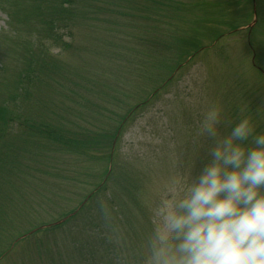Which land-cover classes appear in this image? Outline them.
I'll return each mask as SVG.
<instances>
[{
    "label": "rangeland",
    "instance_id": "rangeland-1",
    "mask_svg": "<svg viewBox=\"0 0 264 264\" xmlns=\"http://www.w3.org/2000/svg\"><path fill=\"white\" fill-rule=\"evenodd\" d=\"M8 1L11 4L17 2L18 6V2L27 4V0H0V108L4 102L8 104L23 99L21 93L15 98L11 94L12 86L15 82L18 83L20 69L18 62L15 58L13 59L14 47L9 45L8 32L11 29L9 23H14L12 19L15 18L13 16L11 20L9 18L8 4H6ZM207 1L212 3V6L215 5L214 7L220 3V0ZM248 2L249 0H237L240 5H235L233 9L227 8L224 13L221 12L222 8L213 10L215 14L212 19L214 21H210V24L202 31L205 32L211 28L222 33L223 37L217 41V44H214L215 46L210 47L213 37L208 33H206L207 37L201 33L197 34L195 37L199 45L207 47L198 51L195 58L180 68L171 83L163 84V89L156 93L155 98L149 97L145 104L135 109V113L131 115L123 128L118 142L113 143L114 140L110 142L107 137L103 138L101 141L108 143L109 146L104 144L105 150H102L99 144L100 139H97L98 143L91 141L87 146L88 153L85 156L87 161L79 164V167L74 161L70 165V160L49 162V166H54L51 177L55 180L53 181L55 196L51 197L53 199L50 198L51 205L46 206L44 203L47 199V192L44 190L36 188L37 192L33 193L35 184L43 177L40 175V169L36 168L33 170L34 173L27 172L28 176L25 175L26 179H24L20 171H23L24 162L19 161L21 168L15 174L17 179L11 178L10 183L13 184L8 185L5 190L10 200L7 201V207L0 209V231H4L5 226L11 227L8 241L2 244V239H0V264H38L40 259L38 256L55 253L62 256L61 250L53 249L50 247L52 245H58L62 251L65 250L74 255L73 257L65 255L66 260L64 261H67V264H78L79 258L80 260L87 258L82 250L83 237L79 234L81 227H85L88 236L90 233H97L93 235L95 241L100 242L102 239L105 245H115L118 242V235L110 233L104 226L97 208L99 200L109 203L123 231L124 228L132 230L131 234L124 231L126 239L120 240L114 249L117 257L127 254V259H131L135 256L133 253L138 248L140 249V237L146 236L151 228L150 207L155 199L154 187L179 169H189L193 172L199 169L200 157L207 141L196 139L194 134L198 121L210 102H218L222 96H227L229 100H232L235 110H238L241 105L237 108L236 106L240 99L247 98L251 102L247 103L248 106L255 104V112L254 109L250 110L247 105H244L242 115L251 117L256 114L257 122L254 124L256 131L264 132V0L259 5L257 4L260 8V18L253 19L252 16L245 23L251 13V5L249 6L250 2ZM175 9L176 16L179 17L180 11ZM185 9L186 12L183 11L179 18L182 25L180 27L183 28L182 31L187 32L191 28L193 32L199 28V19L204 18L205 11L208 9L207 7ZM13 11L10 10V12ZM161 11L165 12L164 9ZM188 11H191V14ZM74 12L78 17H82V20L75 22L73 28L68 31L69 37L66 42L72 45V49L61 59L63 68L56 67L54 73L57 75V70L67 73L65 87L62 81L59 82L62 89L66 88L75 93L74 98L78 95L73 88L74 82L85 77L86 83L89 84L85 83L84 89L79 91L80 101L75 105L78 113L75 111L77 114L68 113L65 109L60 116L64 120V115L67 122L64 120L61 124L62 126L72 125L75 130L87 131L86 127L91 128L93 134L96 132L109 133L114 122L108 119L113 118L115 113L107 111L125 110L139 104L149 96L148 93L145 95L147 89L157 86L158 82L167 75L164 69L166 71L169 66L166 64L167 60L162 49L164 47L162 39L158 42V33L152 31L151 24L144 25V22L139 20L133 26L124 28L125 46L118 49L116 39L108 36L102 28V18L91 15L90 10L80 4L74 6ZM191 17L193 18L190 20ZM172 21L171 18L170 22ZM233 22L239 24L237 27L242 30L232 32L231 29L234 26L230 24ZM128 25L131 24L128 23ZM135 27H138L136 32ZM133 34L137 41L141 38L145 40L147 36V43L145 45L136 44L131 38ZM40 42L46 50L50 51V57L60 54V51L52 49L49 43ZM74 45L79 46L78 51H75ZM216 46L218 50L214 49ZM121 48L125 49L121 50ZM101 59L104 61L101 62ZM152 61L155 62L150 64ZM97 73H99L98 77H95ZM108 80L110 83L107 82ZM101 82L104 84L103 87ZM27 89L29 94L30 91L32 92L30 94L32 99L8 105L15 117L21 116L22 122L29 116H35L34 111L30 112L33 99L35 103L40 101L45 105L51 98L49 103H52V106L70 102L62 97L61 90L49 95L45 93V87L39 83L33 89L29 86ZM85 90L88 91L91 100L84 95ZM16 91L20 92V86ZM102 93L106 99L99 96ZM214 94L215 99L210 100V96ZM84 98L91 106L86 107L82 104L81 100ZM140 98L141 100L137 103ZM49 108V106H44L48 117L58 119L49 114ZM5 119L6 117L4 121ZM17 131H20L18 124L9 126L5 133L1 130L0 148L13 139L12 135ZM26 148L32 147L28 145ZM162 152L166 153L163 161ZM32 162H41V160L38 157ZM31 167L34 168L35 165ZM69 167L72 174H83L88 180L96 183L104 181L108 189L102 191L103 193L97 195L95 199L87 200L86 194L91 190L88 188L85 192L83 184L88 186L91 183L80 181L78 189L80 186L83 188L80 190L68 184L67 181L70 178L66 176H68ZM112 169H114L113 174ZM0 196L2 197L1 193ZM22 197L23 201L26 198L38 208V210L33 209L27 220L18 216L21 204L17 201ZM114 199L116 204L112 202ZM14 204L19 207L10 208ZM73 210L76 215L71 217L68 223L66 221L63 230L43 232L42 228L52 223L49 222L50 219H55L58 215ZM10 212L13 221L7 217ZM44 219H47L46 225L39 228L34 227L45 222ZM33 230H35L33 234H27ZM25 231L28 232L24 236L11 242L14 234ZM37 232L40 233L32 238ZM70 233H72L71 237H69ZM6 236L7 234L3 237L4 242ZM27 238L30 239L26 240ZM122 242L129 244L127 250ZM41 246L45 250L39 252ZM116 256L112 255L111 259L116 261ZM60 258H57L58 262Z\"/></svg>",
    "mask_w": 264,
    "mask_h": 264
},
{
    "label": "trees",
    "instance_id": "trees-1",
    "mask_svg": "<svg viewBox=\"0 0 264 264\" xmlns=\"http://www.w3.org/2000/svg\"><path fill=\"white\" fill-rule=\"evenodd\" d=\"M29 1H26L27 4L23 2H18L19 6L17 5V2L11 4V2L8 1L6 3L8 4L7 13L9 14L10 20L12 19L11 16L15 18L12 19V22L14 23H9L11 28L10 32H8L9 45L14 47L13 59L15 58V61L18 62L20 69L18 72V83L15 82V85L12 86L11 94L12 97L15 98L21 93L23 95L24 100H16L8 104L4 102L0 108V132L1 130H3V133H5L8 127L14 124H18V127L20 128V131H17L12 135L13 139H10L6 144H4L0 148V193L2 195V197L0 196V209H3L5 206L7 207V201L10 200V196L5 192V190H7L8 185L13 184L10 183L11 178L17 179L15 174H17V172H19L21 168L19 167V161L21 160H23L24 162V168H22L23 171H20L24 179H26L25 175H27V172L34 173L33 170H35L36 168L40 169V175H43V177L41 181L35 184L33 193L35 194L37 192L36 188L47 192V199L44 203L46 206L51 205V199H53L51 197L55 196V194L53 193V181L55 180L51 177V172L52 170H54V166H49V162H55V160H70V165H72V161H74V163L78 164L79 167V164H83L85 160L87 161L85 156L88 153L87 146L90 144L91 141L94 143H98L97 139H100L99 144L102 147V150H105L104 144H106L107 147L109 146V144L104 141H101V139L107 137L110 142H112L113 140V143L118 142L123 128L125 127L127 121L131 118V115L135 113V109L145 104L149 97L155 98L156 93L163 89V84H169L174 80L175 74L179 70L178 68L184 62H186L188 58L195 57L198 51L207 47L202 44L199 45V43L196 41L195 36L201 33L204 34L205 37H207L206 33H208L209 36L213 37V40L210 43V47H212L214 44H217V41H219L223 37L222 33L220 34L211 28H208L205 32L202 31L206 26L210 24V21H214L212 19L215 14L213 10H220L222 8L221 12L224 13L227 8L233 9L235 5H240L239 3H237V0H220V3L216 4V7H214L215 5L212 6V3H208L207 0ZM254 1L256 4L254 3ZM254 1L249 0L250 3L248 2L249 6L251 5V13L247 17V21L245 23H247L252 16L254 18V15L260 18L261 14L258 5L261 3L262 0H259V2H257V0ZM197 2L199 4H197ZM79 4L82 5L85 9H89L91 15L96 17L99 16L103 19V21H101L102 28L105 30L108 36H113L116 39V46L118 49H120L121 46H125V39L123 34L124 28L133 26L139 20H142L144 22V25L150 23V28L152 29V31L158 33V42L160 41V39H162V44L164 46L162 47V49L165 53V57L167 60L166 64L169 66V69L167 67L166 71L164 69V72H167V75L163 77V80L158 82L157 86H152L151 89L150 87L147 89L148 91H146L145 95L148 93L149 96L147 98H144L142 102L137 105L135 104L133 107H129L125 110L115 109V112L107 111L108 113H115L113 118L108 119L109 121L114 122V126L109 133L96 132L95 134H93L92 129L86 127L87 131L92 132V134H90V132L84 131V129L75 130L72 125L62 126L61 124L64 122V120L65 122H67L64 115V120H62V117L60 116V114L65 109L68 113H78V111L75 110V105L79 103V91L81 89H84V85L87 81L85 77H81L78 79L77 82H74L73 88L78 93V95L74 98L75 93L66 88L62 89L59 82L62 81L65 87L66 79L68 77L67 73L58 70L57 75L54 73V70L57 69L56 67L63 68V63L61 62V59L67 52L72 49V45L68 44L66 40L69 37L68 31L73 28L75 22H80L82 20V17H78L77 13L74 12V6H78ZM188 7L193 9L207 7L208 9L205 11L204 18L199 19V28L195 29L193 32L191 28H189V31L185 32L182 31L183 28L180 27L182 25L180 23L179 18L181 17L183 11L186 12L185 8ZM175 8L180 11V14L178 15L179 17L176 16ZM161 9H164L165 12H162ZM10 10L14 11L10 12ZM188 12L189 14H191V11ZM171 18L173 19V23L170 22ZM192 18L193 17H191L190 20ZM83 22H85L84 18ZM128 23H130L131 25H128ZM230 25L234 26V28L231 29L232 32L237 31L239 29V27H237V25L239 24L235 22L231 23ZM178 27H180V29H178ZM137 29L138 27H135L134 31L136 32ZM134 36L135 34H133L131 38L136 42V44L145 45L147 43V36L145 37V40L141 38L140 41L135 40ZM40 41L49 43L51 48L59 50L60 54H58L57 56L50 57V51L46 50ZM74 46V48H76L75 51H78L77 49H79V46ZM123 49L125 48H121V50ZM214 49L218 50L217 46ZM120 54L126 55L123 52H120ZM103 61L104 60L101 59V62ZM153 62L155 61L150 62V64ZM98 74L99 73H97L95 77H98ZM107 82L110 83V80H108ZM38 83L39 85H42V87H45V93H48L49 95H52V93L54 92L57 93L59 92V90H61L62 97L66 100H69L70 102H65L60 106H52V103H49V100L51 98L47 100L45 105H43L40 101H37L35 103V99H33V101H31L32 108L30 112L34 111L35 116H29L28 119L25 118V120L22 122L20 118L21 116L19 115L15 117V114L11 111L10 108H8V105L16 103L18 101L22 102L32 99V96L30 95L32 94V92L30 91L29 94L27 87L29 86L30 89H33L34 86H36ZM19 86L20 92H17L16 89ZM101 86H104L102 82ZM84 93V95L89 100H91L88 91L85 90ZM99 96H101L102 99H106V96H104L103 93L99 94ZM215 97V94L214 96H210V100H214ZM225 97L222 96L218 101L223 107V121L221 125L222 131H227V128L242 115L244 110L242 107L244 105L248 106L247 103H251L250 101H248L247 98L244 97L243 99H240V102L236 106L237 108L239 107V105H241L240 109L235 110V107L232 106V100H229L227 96ZM133 100H135V98ZM140 100L141 98L137 101V103ZM81 101L84 106H91V104L86 100V98ZM47 103L49 105H47ZM44 106H49V114L54 117H58V119H52L51 117H48V114L44 110ZM248 107L250 110L254 109L255 112V104H253V106ZM2 109L4 111V114ZM74 111L77 113H75ZM5 117L6 119L4 121ZM49 118L52 120H50ZM225 118L228 119L225 120ZM250 118L252 119L254 124L257 122L256 114L251 116ZM62 127L67 130L63 129ZM28 145H30L32 148H26V146ZM165 156L166 153L162 152V161L164 160ZM28 157L30 158L25 159ZM38 157L40 158L41 162H32L33 159H36ZM33 164L35 165L34 168L31 167ZM70 170L71 168L69 167V173L66 177L70 179L67 182L68 184L73 185L75 189H78L80 181L91 183L88 186L87 184H83L85 192L88 188L91 190L89 193L86 194L90 200L95 199L97 195L103 193L102 191L108 189V187L104 185V181L102 183H96L94 181L92 182L88 180L83 174L75 175L72 174ZM113 171L114 169L111 170L112 174ZM33 176L34 175H32V177ZM81 188L82 186H80L78 190H80ZM11 201L13 200L11 199ZM18 202L19 204H21V208L18 211V216H21L23 219L27 220L33 209L37 207L34 206V204H32L30 200L28 202L26 198H24L23 201V197L21 199H18L17 203ZM112 202L116 204L115 199ZM44 203H42V205ZM17 206L18 205L14 204L10 208L16 209ZM72 212H74V210L69 211L68 213H62L55 217V219H50L49 222H57ZM8 214L9 216L7 217H9L11 221H13V218L11 217V212ZM46 220L47 219H44L45 222H42L34 227L39 228L42 225L47 224ZM65 226L66 224L62 226L54 225L50 229L44 230V232L49 233L51 231H61L65 228ZM4 228V231H0V239H2V244H5L8 241V237L10 235L11 230V227L8 226H5ZM96 228L98 227L96 226ZM124 231H127L128 234H131L132 230L124 228ZM27 232L28 231L17 232L18 234H14L11 237V242H14L17 239L21 238ZM38 233L40 232L35 233L32 238L37 236ZM5 234H7V236L5 237L4 242L3 237L5 236ZM79 234L83 237V239L80 240L83 245L82 250L86 254L87 258H85V260L83 258H81L80 260L79 258L78 264H138V258L145 235L140 237V249L138 248L133 253L135 254V256L131 259H127V254H123L121 257H117L115 254L114 249L120 243V240L113 246L105 245L102 239L100 240V242L94 240L93 235H96L97 233H90V236H88L85 227L80 228ZM71 236L72 233H70L69 237ZM28 239L30 238H27L26 240ZM122 244H125L127 250L129 244L125 242H122ZM50 247H52L53 249L58 248L61 250L60 252H62L63 261L62 256H60L59 253H55L53 255L45 254L42 257L38 256L40 258L38 264H67V261H64L66 260L65 255H70V257L74 256L70 252H67L65 250L62 251V248L58 245H52ZM42 250H45V248L41 246L39 248V252ZM112 255L117 257L116 261H113L111 259ZM59 257L61 258L58 262L57 258ZM104 261L106 262L104 263ZM32 263H34V261Z\"/></svg>",
    "mask_w": 264,
    "mask_h": 264
},
{
    "label": "clouds",
    "instance_id": "clouds-1",
    "mask_svg": "<svg viewBox=\"0 0 264 264\" xmlns=\"http://www.w3.org/2000/svg\"><path fill=\"white\" fill-rule=\"evenodd\" d=\"M222 121V105L210 102L194 134L207 141L199 169H179L154 187L138 264H264V132L248 115L227 131ZM97 208L125 240L109 203Z\"/></svg>",
    "mask_w": 264,
    "mask_h": 264
}]
</instances>
